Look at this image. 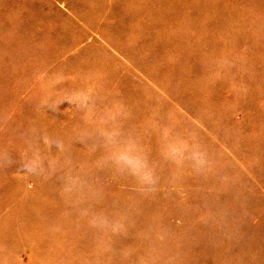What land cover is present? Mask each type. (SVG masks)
<instances>
[{
  "label": "rangeland",
  "instance_id": "obj_1",
  "mask_svg": "<svg viewBox=\"0 0 264 264\" xmlns=\"http://www.w3.org/2000/svg\"><path fill=\"white\" fill-rule=\"evenodd\" d=\"M0 264H264V0H0Z\"/></svg>",
  "mask_w": 264,
  "mask_h": 264
}]
</instances>
